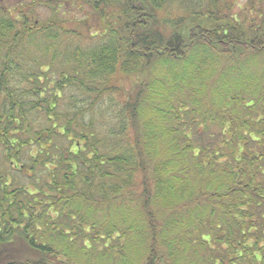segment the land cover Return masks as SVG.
<instances>
[{
    "label": "trees",
    "instance_id": "1",
    "mask_svg": "<svg viewBox=\"0 0 264 264\" xmlns=\"http://www.w3.org/2000/svg\"><path fill=\"white\" fill-rule=\"evenodd\" d=\"M0 264H264V0H0Z\"/></svg>",
    "mask_w": 264,
    "mask_h": 264
}]
</instances>
